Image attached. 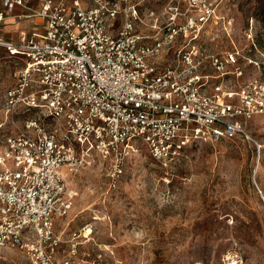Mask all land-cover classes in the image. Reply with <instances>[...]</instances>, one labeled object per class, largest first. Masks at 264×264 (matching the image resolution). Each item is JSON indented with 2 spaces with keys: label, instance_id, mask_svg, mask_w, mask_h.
Listing matches in <instances>:
<instances>
[{
  "label": "built area",
  "instance_id": "built-area-1",
  "mask_svg": "<svg viewBox=\"0 0 264 264\" xmlns=\"http://www.w3.org/2000/svg\"><path fill=\"white\" fill-rule=\"evenodd\" d=\"M221 1L0 0V32L10 16L32 23L15 39L0 33L13 67L2 99L12 130L0 152V246L30 264H84L81 234L57 227L89 158L106 163L116 189L138 142L171 167L188 147L246 134L245 119L264 117V79L241 78L239 49L203 47ZM243 262L238 247L221 256Z\"/></svg>",
  "mask_w": 264,
  "mask_h": 264
},
{
  "label": "rangeland",
  "instance_id": "rangeland-1",
  "mask_svg": "<svg viewBox=\"0 0 264 264\" xmlns=\"http://www.w3.org/2000/svg\"><path fill=\"white\" fill-rule=\"evenodd\" d=\"M166 1L145 0V6ZM220 6L223 19L208 27L203 47L236 46L241 78L264 79V0H222ZM12 68L0 52V152L12 130L2 105ZM244 125L246 134L188 147L171 167L138 142L116 189L107 186L106 163L89 158L72 177L73 206L57 229L81 234L84 264H222V254L234 247L243 264H264V117ZM0 264L30 261L23 251L0 246Z\"/></svg>",
  "mask_w": 264,
  "mask_h": 264
},
{
  "label": "crops",
  "instance_id": "crops-1",
  "mask_svg": "<svg viewBox=\"0 0 264 264\" xmlns=\"http://www.w3.org/2000/svg\"><path fill=\"white\" fill-rule=\"evenodd\" d=\"M31 3L35 4L36 2L31 1ZM20 11H21V8L16 7V12H20ZM22 22H26V25H20ZM6 28H11V31L7 33L2 32ZM31 29H32L31 19L25 18V17L10 16L5 20L4 25L1 26L0 33L3 36H5L7 39H15L19 36L20 33L24 31L30 32Z\"/></svg>",
  "mask_w": 264,
  "mask_h": 264
},
{
  "label": "bare ground",
  "instance_id": "bare-ground-1",
  "mask_svg": "<svg viewBox=\"0 0 264 264\" xmlns=\"http://www.w3.org/2000/svg\"><path fill=\"white\" fill-rule=\"evenodd\" d=\"M86 231H87V232H90V231H91V229H87Z\"/></svg>",
  "mask_w": 264,
  "mask_h": 264
}]
</instances>
